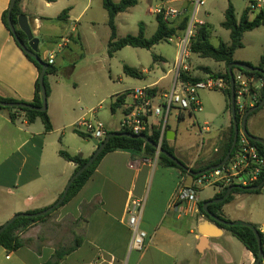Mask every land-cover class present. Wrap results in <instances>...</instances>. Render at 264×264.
<instances>
[{"label": "crops", "instance_id": "0c3cea01", "mask_svg": "<svg viewBox=\"0 0 264 264\" xmlns=\"http://www.w3.org/2000/svg\"><path fill=\"white\" fill-rule=\"evenodd\" d=\"M79 1L80 31L79 26L73 25L72 20V13ZM196 1L136 0L134 6L116 15L117 37L123 38L130 35L119 34L121 24L129 28L137 26L136 34L132 36L138 35L139 25H142L144 37L150 38L157 27L155 8H175L182 10L185 16L190 18ZM251 1L253 0H247V3ZM9 2L10 0H0V97L30 103L34 98L35 82L39 74L36 67L26 59L2 22V14L8 9ZM58 2L59 0L52 2L21 0L19 6L21 15L27 18L33 36L38 40L41 36L46 41H49L46 38L51 35L42 34L45 23L48 20H57L60 11L68 10L67 20L62 22L61 32L53 35L51 41L46 43L51 45L49 49L55 46L60 37L70 36L69 43L60 51V55L65 58L74 55L75 59L90 55L98 60L103 69L105 66L109 67L110 59L116 58L117 54L127 48H122L112 57L108 56L107 44L110 30L102 0H66L65 6L59 7L55 16L47 15L46 11ZM112 2L117 4L120 0H112ZM252 18L249 13V19ZM177 22L178 20L170 23L175 25ZM148 30L152 33L150 37L146 35ZM157 45L148 50L154 49ZM155 57L154 62L165 63L166 61L161 55H155ZM260 57L257 64L252 65L253 67L258 65ZM233 60L250 64L246 60L234 58ZM174 61L172 67L154 83L134 88L152 87L156 91H166L174 77ZM55 63L54 61V67ZM128 67L139 71L140 79L150 74V71L142 69L141 66L139 68L129 64ZM64 69L56 68V73L50 76H57ZM209 71L213 73L210 69ZM193 76L197 77L194 74ZM168 78L170 80L167 89H158V82ZM54 86L59 87L57 82ZM54 86L48 84V101L54 97ZM134 88H126L106 95L99 101V108L100 104L108 98L111 105L117 98L125 96L122 104L116 109V111L121 110L122 115L123 105L129 101L126 94ZM77 101L79 103V100ZM89 111L84 112L83 115L80 111L73 112L65 98L57 101L54 97L51 105L47 103L46 112L52 130L46 133L39 119L33 123H27L21 114L16 122L12 123L8 112L0 109V227L16 214L43 211L58 200L75 169V165L63 160L59 152L80 155L86 159L95 151V145H84L82 148L86 152L84 154L80 146L72 148L67 144L69 141L66 130L71 129V135L75 134L80 138L74 132V125L87 116ZM94 111L95 116L97 110ZM184 114L171 112L169 119L172 118V121L168 120L164 137L168 146L173 149L176 159L187 169H202L221 157L229 135L231 117L226 127L216 133L211 153L200 157L201 153L198 150L184 152L175 149L178 131L171 125L177 127L184 120ZM251 117L253 127L255 114ZM113 119L115 120L116 117ZM103 125L106 133L120 130V125L118 129L112 131L108 130L104 123ZM200 130V134L210 133L206 124ZM247 132L253 137L264 140V135L257 133V130L253 132L247 130ZM55 133L59 136L53 138ZM130 164L132 168L129 167ZM179 184L190 186L194 184V179L188 173L181 174L174 167L161 166L154 157L145 156L143 153L110 152L100 160L90 178L73 198L18 234L22 242L18 250L6 251L0 246V264H44L47 262L58 264H254L252 254L235 237L199 212H195V207H192V212L186 214H179L168 208ZM219 192L220 190L217 189L213 197L206 201L213 200ZM250 196L256 201L249 207ZM130 200L143 202L139 228L146 233L147 237L142 251L131 248L132 233L125 213ZM199 203L201 202L198 199ZM220 211L225 220L254 225L264 235V187L258 193L233 194L232 199L224 204ZM72 247L73 251L63 255V252ZM260 264H264V260Z\"/></svg>", "mask_w": 264, "mask_h": 264}, {"label": "rangeland", "instance_id": "374dc122", "mask_svg": "<svg viewBox=\"0 0 264 264\" xmlns=\"http://www.w3.org/2000/svg\"><path fill=\"white\" fill-rule=\"evenodd\" d=\"M228 3H231L233 6L235 18L239 21L243 10L249 3H247V0H204L205 5L201 7L197 13V19L205 23V28L209 33V42L214 47H217L220 42L230 45L229 32L221 27ZM64 4H66V0H59L58 4L46 11V14L55 16L54 14L57 9L61 6H65ZM255 13L256 12L250 13V18L254 17ZM79 16L80 1L72 13L73 25H76V27L80 24ZM62 24V22L57 20H48L44 25L42 34L51 35L46 38L51 41L53 35H57L61 32ZM119 26V34L122 36L126 34L134 35L137 32V26L131 28L128 26L123 27L121 24ZM51 27L54 28L52 29ZM151 34L150 30L146 33L147 37H150ZM49 41L39 36V55L43 61L46 58V51L51 47V45L46 44ZM241 43L242 47L235 51L233 58L235 60L249 61L251 65L255 66L258 62V58L264 55V27L245 33ZM73 49L74 47L72 46V50ZM176 53L177 47L175 44L168 42L160 43L151 50H135L127 47L120 54H117L115 56L116 58L110 59L108 68L104 65L105 67L102 69L98 60L90 55H84L82 59H75L73 58L74 55L70 58H65L61 56V52H59L55 58V67L57 69H65L57 76H49L47 78V83L51 86H54L56 82L58 83V88L54 86V97L57 101H59L60 98H65L69 103L70 109L76 113L80 111L82 115L89 110H97L94 117L104 123L108 130L112 131L119 128L122 119L121 110H117L113 115L110 111V99L108 98L100 104V108L98 106L99 101L108 94L120 92L126 88L143 87L154 83L172 67ZM155 55H161L166 60L165 63L154 62L153 56ZM123 64L128 66L129 64H134L139 68L141 66L142 69L150 71V74L146 75L143 79L125 78L122 71ZM223 66V64L208 58H201L197 55H191L189 60L190 74L192 76L194 74L201 79L205 77L202 70L203 68H209L213 74H223L225 69ZM221 68L224 69L221 70ZM169 80L170 78L159 81L157 88L167 89ZM54 97L49 101L47 100V103L51 105ZM199 99L201 101L202 111L194 113L193 115L185 113L184 120L180 122L177 127L173 124L171 127L178 131V139L175 143L176 150H182L184 152H195V150H198L201 153L200 157H203L206 153H211L216 133L226 127L231 116L230 103L222 92L201 91L199 93ZM77 100H79V103ZM113 117H116V119L114 120ZM252 119L253 118L250 117L248 120L247 130L250 132L257 130V133L259 132L264 135V109L255 113L253 127L251 126ZM171 121L172 118L169 119V122ZM205 124L208 126L210 133L206 134L202 132L200 134V129ZM70 131L71 129L66 130V134L68 135L67 139L69 141L67 142L68 146L72 148L80 146L81 152L85 154V150L82 149L83 146L94 145L93 140L79 138L75 134L71 135ZM58 136L59 134L55 133L53 138ZM216 191L217 189L213 186L199 187L196 189V195L200 202L203 203L208 198H212ZM250 198L249 207L256 201L252 196H250Z\"/></svg>", "mask_w": 264, "mask_h": 264}, {"label": "trees", "instance_id": "16d2710c", "mask_svg": "<svg viewBox=\"0 0 264 264\" xmlns=\"http://www.w3.org/2000/svg\"><path fill=\"white\" fill-rule=\"evenodd\" d=\"M47 2H52L53 0H46ZM20 2L21 0H15L14 6L11 10V22L14 26H16V21L17 17L20 16L21 10H20ZM136 4V0H120L119 3L115 4L112 2V0H102V6L103 9L107 13V25L110 30V37L109 41L107 44V53L109 57H112L114 53L117 51L121 50L124 47H132V48H141V49H150L154 45L167 42V38L173 36V35H178L181 34L182 32L185 31L187 27V23L189 21V17L185 16L178 20V22L173 25V23L170 22H164L161 17H157V27L154 32V34L150 38H145L142 25H139V32L138 35L132 36V35H126L123 38H118L117 33H116V25H115V17L118 13L124 12L128 8L134 6ZM67 14L68 10L65 9L63 10L59 16L57 17V20L60 22H65L67 20ZM7 10L2 14V22L4 23L6 29L8 30L7 26ZM221 27L229 32V38H230V45H226L223 42H220L217 47H214L210 44L209 42V33L207 32L205 26H202L198 28L195 32V35L193 39L190 41V53L192 55H197L201 58H208L211 59L217 63H223L225 66V73L223 74H213L210 73L209 69L203 68L204 74H211L212 76L218 77L221 76L223 77L226 81H229V75L227 72V67L229 64L232 62H236L233 60V54L234 52L242 47L241 39L244 33L250 32L256 28L264 27V11H259L254 14V17L250 20L249 19V12L247 8L243 10V13L241 15L240 20L237 22L235 18V13L232 5L229 3L227 9L224 12V20L221 23ZM9 31V30H8ZM16 33L17 36L21 41L26 43V37L25 35L18 29L16 28ZM17 44V43H16ZM18 46V45H17ZM19 47V46H18ZM21 50V49H20ZM22 51V50H21ZM23 53V51H22ZM24 54V53H23ZM26 59L30 61L37 69L38 74L41 71L40 66L28 55L24 54ZM37 56L41 59L39 53ZM155 56H153V60H155ZM242 63V62H240ZM248 66H252L248 63H242ZM253 67V66H252ZM256 68L260 69L262 72H254V73H247L244 72L246 75L254 77L256 80L262 81L264 83V56L260 57L259 63L256 66ZM234 70H238L235 68H232V72ZM122 71L123 74L135 78V79H140L141 78V73L137 71L134 68L128 67L126 65L122 66ZM56 73V68L54 66L48 65L47 70L45 71V76H44V84L46 87V92L47 96L49 94V87L47 83V77L50 75H54ZM182 79L184 81H188L191 83L199 81L201 78L200 77H194L190 74L189 76H182ZM35 93H34V98L32 102L28 103L25 101H20V100H15L12 98H2L0 97V102L4 103H23V104H28L34 107H40L41 106V100H40V88L38 84V80L35 82ZM156 90L153 89L152 92H155ZM223 95L226 97L227 101L230 102V91L227 90L223 93ZM125 96H121L116 99L114 103L110 105V111L115 113L116 109L119 108V106L122 104ZM264 100V86L261 88L260 92V99L257 105ZM0 109H4L8 112L9 119L12 123H15L18 116L21 114L24 116V119L26 120L27 123H33L36 119H39L43 125L44 132L48 133L52 130V125L50 123L49 117L47 115V112H38L35 110H30V109H20V108H4L0 106ZM264 109V107H260L253 113H251L249 117L254 115L256 112L259 110ZM247 118V120H248ZM236 120L239 122V116L236 115ZM167 128V125L165 127V130ZM74 132L78 134L80 137L84 139H90L88 136H86L84 133L77 131L74 129ZM114 133H126L123 130H119L118 132ZM109 133H106V135ZM146 135V134H145ZM159 137H160V126L157 125L152 133L150 135H147L146 138L150 141V144L145 143L144 141L140 139H131L123 136H115L109 139L107 142L105 148L103 151L97 156V158L90 164V166L83 172L81 173L77 179L74 180V182L71 184L68 193L66 197L64 198L63 202L55 208L53 211L58 209L59 207L63 206L66 204L71 198H73L83 187V185L86 183V181L90 178L92 173L94 172L96 166L100 162V160L108 153L110 152H115V151H130L134 153H143L145 156L148 157H154L155 154V148L153 146H158L159 144ZM233 140V126L231 123L230 129H229V135L226 140L223 153L219 159L216 161H213L206 165L202 169H191L193 173L201 172L204 171L208 168H211L213 166L218 165L219 163L222 162L224 159L226 153L229 151L231 144ZM253 142V141H252ZM253 144L257 147L259 153L261 155H264V145H261L259 143L253 142ZM160 149L163 151L167 152L168 154L174 156L173 149L168 146L167 141L164 137L162 136V139L160 141ZM59 156L65 160L66 162L72 163L75 165V169L73 174H75L79 169H81L87 162L88 158L83 159L80 155H70L67 152L60 151ZM175 157V156H174ZM158 163L163 166V167H174L178 169V171L181 174H187L186 172V167L185 165L180 162L181 166L178 167L175 163H173L171 160H169L167 157L164 155L159 154ZM194 180L198 178V176L194 177L192 176ZM264 182V179H262L259 183ZM258 183V184H259ZM231 187V186H229ZM226 187L223 190H221L217 195L214 196L213 199H218L222 198L226 192V190L229 188ZM260 191H247V188H242V187H237L234 186V189L231 191L230 195L227 196L221 203L218 204H211L207 206V210L214 215L216 218L222 221L221 222H216L213 219H211L208 215L204 213L202 210V204L204 203H199L198 204V212L203 215L205 218H207L209 221L215 223L218 227L228 231L233 237H235L254 257V260L256 262L257 260V254H258V246L257 242L254 236V233L252 229L246 225H251L248 223H243V222H236L238 223L237 225H232L228 220H225L222 216V213L220 211V208L228 203L232 197L233 194H238V193H258ZM61 196V195H60ZM59 196V197H60ZM53 211L50 213L41 216V217H35V218H28V217H21L18 218L17 220L13 221L2 233H0V246L6 250V251H16L22 246V242L18 236V234L32 225L33 223L43 219L44 217L48 216L51 214ZM40 211H32V212H27V214H34L38 213ZM253 229L256 230L258 233L261 243L264 244V235L259 231V229L251 225ZM264 250V249H262ZM73 251L72 248H68L64 254H67L68 252ZM61 257V256H60ZM254 262V264H255ZM44 264H58L57 262H47Z\"/></svg>", "mask_w": 264, "mask_h": 264}, {"label": "built area", "instance_id": "2783aa9c", "mask_svg": "<svg viewBox=\"0 0 264 264\" xmlns=\"http://www.w3.org/2000/svg\"><path fill=\"white\" fill-rule=\"evenodd\" d=\"M204 4V0H197L193 13L189 18L187 27L182 35H173L167 38L168 43L177 47L176 58L173 64L174 77L166 91H153L152 87L134 88L126 94L129 101L123 105L120 130L130 135H150L154 128L160 126L159 144L165 133L172 111L177 113L194 114L202 111L199 93L201 91H230L229 81L223 77L206 74L203 79L191 83L184 81L182 76L190 77L189 60L190 41L198 28L205 24L197 19V13ZM249 13L264 11V0H254L248 3ZM157 17L164 22L180 20L185 17L182 10L170 7H157L154 9ZM70 36L60 37L55 46L46 51L44 60L47 65H54L56 55L69 43ZM233 74V102L235 115L239 116V132L236 144L226 163L220 168L203 173L194 180L193 185L179 184L168 208L177 213H190L192 207L195 212L198 197L196 189L213 186L220 191L229 186L249 188L258 185L264 179V155H261L253 142L242 132L240 124L244 114L256 106L260 99V92L264 83L254 77L246 75L241 70H234ZM126 100V99H125ZM95 111H90L74 125V129L84 133L91 140L101 142L106 136L103 123L94 117ZM146 134V135H145ZM158 150L155 149L154 159H158ZM133 166L130 164L129 166ZM143 209V202L130 200L125 213L128 217V226L132 233L131 248L136 251L144 249L146 233L139 228V221ZM198 209V208H197Z\"/></svg>", "mask_w": 264, "mask_h": 264}, {"label": "water", "instance_id": "95a60500", "mask_svg": "<svg viewBox=\"0 0 264 264\" xmlns=\"http://www.w3.org/2000/svg\"><path fill=\"white\" fill-rule=\"evenodd\" d=\"M15 0H10L9 2V6L7 9V26H8V30L11 33L12 37L14 38V40L16 41L17 45L19 46V48L23 51L24 54L28 55L29 57H31L41 68V71L38 75V84H39V88H40V100H41V106L40 107H34L28 104H23V103H4V102H0V106L4 107V108H20V109H30V110H35L38 112H45L47 110V92H46V87L44 84V76H45V71L48 68L47 63H45L42 59H40L37 54H38V45H39V40L37 38H35L32 34V31L30 29V26L28 24L27 18L23 15H20L17 17V21H16V26H14L11 22V10L14 6ZM16 28H18L26 37V43H24L23 41H21L19 39V37L17 36L16 33ZM232 68L241 70L243 72H247V73H254V72H259L261 73L262 71L256 67H252V66H248L245 64H242L240 62H232L231 64L228 65L227 67V72L229 75V84H230V116H231V122H232V126H233V140H232V144L231 147L229 149V151L226 153L224 159L222 160L221 163H219L216 166H213L211 168H208L204 171L201 172H197V173H193L192 171H190L189 169L186 168V172L188 174H190L191 176H199L203 173H207L211 170H215L220 168L222 165H224L228 159V157L230 156L236 141H237V135L239 132V125L238 122L236 120V115H235V109H234V102H233V74H232ZM260 107H264V100H262L258 105L250 108L243 116L242 118V122L240 124V128L242 130V132L253 142L259 143L261 145H264V140L257 138V137H253L251 135L248 134L247 130H246V122H247V118L248 116L253 113L254 111H256L257 109H259ZM115 136H123V137H127V138H131V139H140L142 141H144L147 144H150V141L144 136V135H130L128 133H109L107 134L104 139L101 142H96L94 141V145H95V151L92 153V155L89 157L88 162L81 168L79 169L75 174H73L69 181L67 182L61 196L58 198V200L51 205L50 207L44 209L43 211H40L38 213H34V214H27V213H23V214H16L14 215L12 218H10L5 224H3L0 227V233H2L13 221L17 220L18 218L21 217H28V218H35V217H41L44 216L48 213H50L51 211H53L55 208H57L64 200V198L66 197L68 190L71 186V184L74 182L75 179L78 178V176L83 173L89 166L90 164L97 158V156L103 151V149L105 148L107 142L109 141L110 138L115 137ZM156 150H158V154L164 155L165 157H167L169 160H171L173 163H175L178 167L181 166L180 162L172 155L168 154L167 152L163 151L162 149H160V147L158 146H153ZM262 187H264V182L259 183L256 186L253 187H249L247 188V191H257L259 189H261ZM234 189V186L229 187L224 196L222 198H218V199H213V200H209V201H205L202 204V210L204 211V213L206 215H208L211 219H213L216 222H221V220H219L218 218H216L214 215H212L208 210H207V206L211 205V204H218L221 203L227 196L230 195L231 191ZM232 225H237L238 223L234 222L231 223ZM248 227H250L254 233L256 242H257V246H258V254H257V260L255 262V264H260V262H262V260H264V250H262V243L260 240V237L258 235V233L256 232L255 229H253L251 227V225H246Z\"/></svg>", "mask_w": 264, "mask_h": 264}]
</instances>
